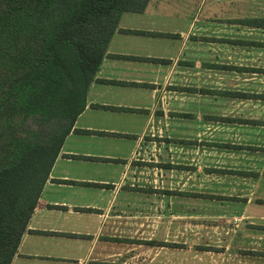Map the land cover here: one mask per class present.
<instances>
[{
	"label": "crops",
	"instance_id": "crops-1",
	"mask_svg": "<svg viewBox=\"0 0 264 264\" xmlns=\"http://www.w3.org/2000/svg\"><path fill=\"white\" fill-rule=\"evenodd\" d=\"M223 45L248 64L223 66ZM213 70L249 91L209 89ZM209 95L254 110L220 118L241 128L231 140L201 144L219 160L200 175L215 192L198 193L191 109ZM193 201L214 206L205 216L227 223L244 263L264 264V0H149L121 16L10 264H161L171 220L191 215L177 204Z\"/></svg>",
	"mask_w": 264,
	"mask_h": 264
},
{
	"label": "trees",
	"instance_id": "trees-1",
	"mask_svg": "<svg viewBox=\"0 0 264 264\" xmlns=\"http://www.w3.org/2000/svg\"><path fill=\"white\" fill-rule=\"evenodd\" d=\"M148 2L0 0V264L16 254L121 16Z\"/></svg>",
	"mask_w": 264,
	"mask_h": 264
},
{
	"label": "rangeland",
	"instance_id": "rangeland-1",
	"mask_svg": "<svg viewBox=\"0 0 264 264\" xmlns=\"http://www.w3.org/2000/svg\"><path fill=\"white\" fill-rule=\"evenodd\" d=\"M230 30L231 29L227 28L228 33L226 34H230ZM218 50L217 51L221 55L220 58L216 60L219 62L221 61L223 66L248 64L247 57L244 53H238L226 45L221 46ZM209 51L211 50L209 49ZM212 60L214 62L216 61L214 58H212ZM215 73L217 75H214ZM237 76V73H231L228 70L209 71V89H231L229 87L231 86L232 88L249 91L246 90L249 86L248 81L239 80ZM253 104V102L248 100L233 101L232 99L220 96L212 97L209 95V97H207V106L203 107V104L201 105L202 114L200 115V106L194 105L193 103L191 110L196 117L191 120L190 124H192L194 135L199 134L202 140L201 142L195 141L196 145L189 154L191 156L190 159H192L190 163L192 164L191 168H193V185H186L187 189L198 193L205 191L215 192L214 181H211V177H208V182L206 184V182L201 179L200 175L204 172L203 165H216L219 159H217L218 156L215 149L208 148L206 145L203 146L201 144L217 142V140L220 141L223 139L231 140L232 135L238 130H241V128H239L238 125L222 122L220 118L228 116L248 117L252 113V110H254ZM259 107L260 106H256L255 108ZM203 109L207 110L206 118L203 115ZM216 117L217 119H214ZM24 128L23 126L22 129ZM189 155L187 156L188 159ZM177 162L183 163L181 159ZM180 176L181 178H177L178 183L183 180L182 173ZM206 185L208 186L206 187ZM181 186V184L177 185V188L184 189V187ZM177 206H179L177 210L180 211V213H183L184 210H190L191 215L177 216V218L171 220V231L169 237L166 239L168 240L170 249H164L162 251L161 264H248L247 261L244 263L242 259V257L245 256L243 252L238 253L236 250H232L230 245H227L228 240H232L231 228L227 227V223L223 224L217 218L205 216L204 210L211 209L214 212V206L205 205L198 201L178 203ZM223 229L225 230L223 231ZM226 229H229V231H226ZM226 232L229 233L226 234ZM251 262L252 263L249 264H263L255 260Z\"/></svg>",
	"mask_w": 264,
	"mask_h": 264
}]
</instances>
